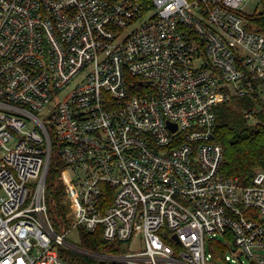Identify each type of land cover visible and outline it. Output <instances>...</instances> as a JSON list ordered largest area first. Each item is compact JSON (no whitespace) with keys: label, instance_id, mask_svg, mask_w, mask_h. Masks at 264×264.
<instances>
[{"label":"built area","instance_id":"obj_1","mask_svg":"<svg viewBox=\"0 0 264 264\" xmlns=\"http://www.w3.org/2000/svg\"><path fill=\"white\" fill-rule=\"evenodd\" d=\"M244 1L0 0V264H65L60 247L264 264V170L224 177L216 131L234 99L254 124L264 114V0L252 15ZM56 158L73 227L137 251L89 254L55 232Z\"/></svg>","mask_w":264,"mask_h":264},{"label":"trees","instance_id":"obj_2","mask_svg":"<svg viewBox=\"0 0 264 264\" xmlns=\"http://www.w3.org/2000/svg\"><path fill=\"white\" fill-rule=\"evenodd\" d=\"M256 21L263 31L264 5ZM241 103L246 110H251L253 106L249 100H241ZM258 117L260 121L254 124L242 110L235 107L222 104L216 108L217 138L225 150L222 174L227 178H237L244 186L251 185L257 171L264 170V114ZM64 169L62 161L56 158L50 169L46 188L49 216L58 234L67 231L72 219L71 204L61 180ZM79 231V246L89 254L116 255L124 249L121 243L105 241L100 230L91 233L80 228ZM58 255L65 264H113L63 247L58 249Z\"/></svg>","mask_w":264,"mask_h":264},{"label":"rangeland","instance_id":"obj_3","mask_svg":"<svg viewBox=\"0 0 264 264\" xmlns=\"http://www.w3.org/2000/svg\"><path fill=\"white\" fill-rule=\"evenodd\" d=\"M241 8H242L244 13L252 15L255 12V10L258 9V11H259L261 9V6L259 5V0H245L242 3ZM228 106L235 107L236 109L243 111L242 103H241V100H239V99H234L232 101V104H228ZM50 111H52V108H47L46 110L41 111L37 114L47 122V115L50 113ZM70 224H71V226H69L67 229L70 231L68 233L67 239L72 243L79 244V242H80V231H79V229H75L73 227L75 224V220L73 219V217L71 219ZM219 240L224 244L226 243L225 239H223V238H219ZM139 247H140V245H138V242H135L133 245L126 244L123 251L133 252V251H137L139 249Z\"/></svg>","mask_w":264,"mask_h":264}]
</instances>
